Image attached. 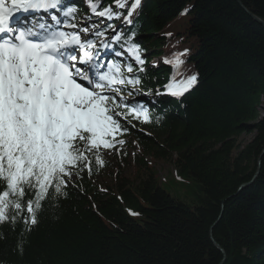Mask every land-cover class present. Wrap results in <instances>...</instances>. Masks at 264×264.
Instances as JSON below:
<instances>
[{
    "label": "trees",
    "instance_id": "16d2710c",
    "mask_svg": "<svg viewBox=\"0 0 264 264\" xmlns=\"http://www.w3.org/2000/svg\"><path fill=\"white\" fill-rule=\"evenodd\" d=\"M67 3L79 9L75 22L90 15L85 0ZM181 18L197 82L179 98L157 96L172 66L149 61ZM262 23L264 0H141L127 31L148 57L132 97L150 122L129 117V156L100 154L101 166L90 155L91 173L73 176L65 195L53 190L31 230L22 219L0 223V264H264ZM243 134L253 136L240 146ZM156 161L171 163L183 195L159 182Z\"/></svg>",
    "mask_w": 264,
    "mask_h": 264
},
{
    "label": "snow or ice",
    "instance_id": "6c2138e0",
    "mask_svg": "<svg viewBox=\"0 0 264 264\" xmlns=\"http://www.w3.org/2000/svg\"><path fill=\"white\" fill-rule=\"evenodd\" d=\"M85 3L83 19L109 23L81 27L67 0H0V223L22 219L31 230L53 190L65 195L73 176L91 173L90 155L102 166L100 150L125 143L126 124L135 126L129 117L150 122L148 106L128 99L140 92L145 61L136 32L124 26L134 25L141 0H113L118 11L101 8L103 0ZM187 51L164 59L177 75ZM125 53L135 69L106 58ZM196 82V74L172 78L156 95L179 98Z\"/></svg>",
    "mask_w": 264,
    "mask_h": 264
},
{
    "label": "rangeland",
    "instance_id": "374dc122",
    "mask_svg": "<svg viewBox=\"0 0 264 264\" xmlns=\"http://www.w3.org/2000/svg\"><path fill=\"white\" fill-rule=\"evenodd\" d=\"M127 15V14H125ZM182 18L180 20H174L170 23V26L164 31L165 32V36H166V41L163 44V51H164V55L167 58H171L172 54L178 51H183L184 49H186V47H189V41L188 42H180V38L178 36L181 35L180 31L183 28L182 27V22H181ZM120 22H122V20H118ZM35 22V21H33ZM87 24H90L87 20H81L80 25L81 27L87 26ZM89 25V26H90ZM163 32V33H164ZM168 33H171V36L167 35ZM180 34V35H179ZM186 54L184 56L181 57V59L184 60ZM154 63H157V60H153ZM179 73L180 75L176 74V71L172 68V78H175L176 80L181 79L182 77L186 78L189 75H192V71L191 68L189 66V63H184L180 68H179ZM260 115H263V112L260 111ZM253 134H243L241 135L238 139H237V143L240 146H243L245 143H247L251 138H252ZM121 139L125 140V143L123 145H119L117 144L116 147L118 148L119 151L122 150H127L128 154H130L133 146H134V142L133 141H128L127 137L121 136ZM114 152V149H101L100 153L103 156H110L112 155ZM129 156V155H128ZM153 168L155 169L156 175L159 178V182L164 186V188L169 189L168 191H171L172 189V185L177 182L174 179L176 177H173L172 173L174 171L173 166L171 165V163L168 162H154L153 164ZM105 181H109L110 179L107 178V174L104 176ZM175 185V189L176 191L180 194L183 195V189H181L179 186ZM172 192V191H171Z\"/></svg>",
    "mask_w": 264,
    "mask_h": 264
},
{
    "label": "bare ground",
    "instance_id": "6f19581e",
    "mask_svg": "<svg viewBox=\"0 0 264 264\" xmlns=\"http://www.w3.org/2000/svg\"><path fill=\"white\" fill-rule=\"evenodd\" d=\"M124 14H127V12H126V13L124 12ZM114 57H115V56H110V55H108L106 58H108V59H112V58H113V59H114ZM121 58H123V59H128V56H127V54L125 53V55H124L123 57H121ZM128 60H129V59H128ZM128 60H127V61H128Z\"/></svg>",
    "mask_w": 264,
    "mask_h": 264
},
{
    "label": "water",
    "instance_id": "95a60500",
    "mask_svg": "<svg viewBox=\"0 0 264 264\" xmlns=\"http://www.w3.org/2000/svg\"><path fill=\"white\" fill-rule=\"evenodd\" d=\"M263 24V26H264V23H262ZM242 187H245V186H242Z\"/></svg>",
    "mask_w": 264,
    "mask_h": 264
}]
</instances>
